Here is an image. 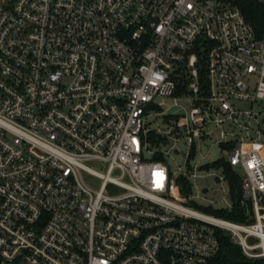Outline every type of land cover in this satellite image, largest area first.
I'll use <instances>...</instances> for the list:
<instances>
[{
	"label": "built area",
	"instance_id": "1",
	"mask_svg": "<svg viewBox=\"0 0 264 264\" xmlns=\"http://www.w3.org/2000/svg\"><path fill=\"white\" fill-rule=\"evenodd\" d=\"M263 46L234 0H0V264L264 259Z\"/></svg>",
	"mask_w": 264,
	"mask_h": 264
},
{
	"label": "trees",
	"instance_id": "2",
	"mask_svg": "<svg viewBox=\"0 0 264 264\" xmlns=\"http://www.w3.org/2000/svg\"><path fill=\"white\" fill-rule=\"evenodd\" d=\"M234 3L240 8L244 19L252 24L254 35L259 38L264 36V0H234ZM223 166L229 181L231 183L236 182L237 184V178L229 174L226 165ZM231 194L235 198L239 195V191H232ZM232 205L229 211H223L215 207L209 208L207 211L212 212L214 215L225 217L228 220L244 221L241 208H239L235 201ZM217 252L214 258L216 264H264L263 258H249L244 256L240 248L225 237L221 240V245Z\"/></svg>",
	"mask_w": 264,
	"mask_h": 264
},
{
	"label": "rangeland",
	"instance_id": "3",
	"mask_svg": "<svg viewBox=\"0 0 264 264\" xmlns=\"http://www.w3.org/2000/svg\"><path fill=\"white\" fill-rule=\"evenodd\" d=\"M261 51H262L261 58L264 59V46L262 47ZM253 81H254V77L252 78V82ZM166 102L170 104L173 103L172 100H168ZM237 104L240 107H244V108L250 107L253 111L260 112L258 113V116L254 120L253 119L250 120L249 123L253 125L256 124V122H259L258 127L262 129V135L260 140L262 143H264V101H261L257 104H253L251 106H249V103L246 101L237 102ZM176 108H177L176 106L172 105L168 109V111L175 110ZM240 120L241 122L243 120L247 122L246 118H242ZM178 145L180 146V148H184V145L182 143H179ZM216 153H217V148L216 146H213L210 149L209 155L207 157L213 158L216 155ZM165 160L167 161L169 167L173 170L176 168V164L179 165L182 163V156H180L179 154L176 155L172 153L171 156H167ZM197 175L198 177L194 181L193 191H195V189L196 191H199V198L194 199L195 206L198 208V210L200 209L201 211L212 213L207 211V209H209V206L207 205L206 200L216 201L219 205L220 204L225 205L230 202L231 196L229 190H227L226 184L222 186L223 189L225 190V193H223V191L220 189L221 185L215 182L214 175H212L211 173H206L203 170H199L197 172ZM205 188H207V190L203 191Z\"/></svg>",
	"mask_w": 264,
	"mask_h": 264
}]
</instances>
